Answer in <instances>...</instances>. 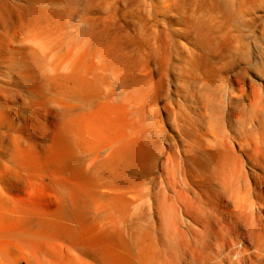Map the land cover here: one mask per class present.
<instances>
[{"label":"bare ground","instance_id":"1","mask_svg":"<svg viewBox=\"0 0 264 264\" xmlns=\"http://www.w3.org/2000/svg\"><path fill=\"white\" fill-rule=\"evenodd\" d=\"M0 264H264V0H0Z\"/></svg>","mask_w":264,"mask_h":264}]
</instances>
